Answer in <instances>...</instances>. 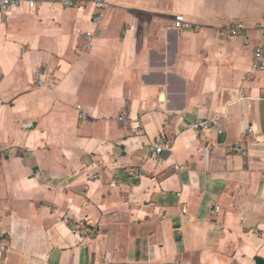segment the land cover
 Here are the masks:
<instances>
[{"label":"crops","instance_id":"0c3cea01","mask_svg":"<svg viewBox=\"0 0 264 264\" xmlns=\"http://www.w3.org/2000/svg\"><path fill=\"white\" fill-rule=\"evenodd\" d=\"M32 1L0 13L1 264H264V0Z\"/></svg>","mask_w":264,"mask_h":264},{"label":"built area","instance_id":"2783aa9c","mask_svg":"<svg viewBox=\"0 0 264 264\" xmlns=\"http://www.w3.org/2000/svg\"><path fill=\"white\" fill-rule=\"evenodd\" d=\"M24 0H0V13L7 14L10 10L19 7ZM29 6L32 10H35V3L32 0H27ZM57 2L63 7H73L78 3V0H57ZM84 2L91 3L95 8L100 12L95 17V22H101L103 18V12L107 11L111 4L107 0H85ZM172 28L178 31L181 30H194L199 31L200 27L194 26L189 23L184 16L178 15L173 19ZM256 31L260 35V43L254 48V59L252 71L254 73H264V17L261 20V23L256 27ZM224 34L230 39H242L244 45L250 44L249 38V28L243 22H232L223 29ZM94 35L92 33H87L85 35L86 44L84 49H89L90 43L93 40ZM1 82V77H0ZM39 85H42V82H38ZM217 118L213 117L211 119H202L196 121L191 125V129L197 132H206L213 129L217 125ZM27 129H31V125H26ZM172 139L168 136H160L156 139V142L153 147V155L160 156L165 151H170L172 148ZM234 151L241 152V146H236ZM98 178L97 175H94L91 179L94 180ZM1 264V261H0Z\"/></svg>","mask_w":264,"mask_h":264}]
</instances>
